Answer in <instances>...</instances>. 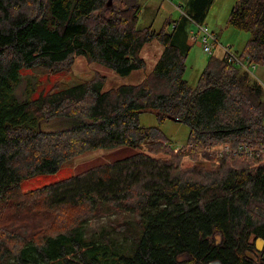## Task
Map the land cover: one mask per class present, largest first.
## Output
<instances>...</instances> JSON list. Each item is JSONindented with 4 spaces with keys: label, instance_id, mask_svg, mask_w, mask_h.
I'll use <instances>...</instances> for the list:
<instances>
[{
    "label": "trees",
    "instance_id": "1",
    "mask_svg": "<svg viewBox=\"0 0 264 264\" xmlns=\"http://www.w3.org/2000/svg\"><path fill=\"white\" fill-rule=\"evenodd\" d=\"M140 13L137 0H0V264H264V155L237 154L252 170L247 161L181 163L221 143L263 151L264 85L212 56L192 88L184 79L189 23L172 34L138 30ZM228 25L250 35L238 57L263 66L264 0H236ZM152 42L162 52L139 84L103 90L106 80L94 75L15 99L22 69L70 72L83 56L125 77L146 68L142 51ZM148 111L159 123L184 124L192 152L174 153L159 128H142ZM61 118L73 126L40 130ZM118 147L134 154L19 189L69 159ZM93 221L103 224L91 230Z\"/></svg>",
    "mask_w": 264,
    "mask_h": 264
},
{
    "label": "rangeland",
    "instance_id": "2",
    "mask_svg": "<svg viewBox=\"0 0 264 264\" xmlns=\"http://www.w3.org/2000/svg\"><path fill=\"white\" fill-rule=\"evenodd\" d=\"M202 1L205 4L204 7L198 6V0H137L141 8L137 23L138 30L150 27L156 33L164 30L166 33L172 34V27L174 25L187 22L189 23L188 32L193 31L197 33V26L202 25L216 36L217 43L211 55L205 54L197 42H190L188 40L190 50L185 61L186 70L184 79L192 88L196 86L209 58L212 56H223L224 49H228L231 54L238 57L242 53L250 37L248 33L236 30L228 25V16L236 0ZM161 52L162 47L156 42H152L145 46L142 51V58L146 63V68L144 70L134 71L125 77L117 76L114 72L99 64H88L83 56L74 58V63L70 72L53 73L38 68L22 69L19 73V84L14 90V96L15 99L21 103L25 101L27 97L34 98L41 91H49L55 88L56 85L62 89L68 88L81 81L90 80L94 75L103 76L106 80L103 90H109L120 85H136L152 71ZM247 66L249 67V65ZM249 68L253 77L264 85V65L261 67L255 66V68L250 66ZM70 121L73 120L61 118L50 122H44L40 126V130L55 132L68 129L73 126ZM138 121L142 128H159L166 140V146L171 150L180 149L188 139L189 130L184 124L170 119H165L163 123H159L156 118V113L153 111L140 114ZM228 144L232 148L237 146L233 145L231 142H228ZM143 150H147L145 146ZM133 154L134 150L128 147L91 151L65 161L53 174L38 175L23 181L19 189L21 192H27L29 190L49 186L73 178L92 168L125 160ZM205 157L209 159L208 162H205L203 156L199 158L198 154L194 152L184 155L181 161L182 167L195 166L207 169L210 167H217L221 163V160L225 159L227 165L239 168L247 161V158L244 157L246 160L241 164H237L236 162L242 160H238L239 158L237 155H232L231 153L224 154L219 158H211L208 155ZM247 162H250L249 159ZM250 165L251 167H249L252 170L255 165L251 162ZM102 224L103 222L93 221L90 228L91 230H97Z\"/></svg>",
    "mask_w": 264,
    "mask_h": 264
},
{
    "label": "built area",
    "instance_id": "3",
    "mask_svg": "<svg viewBox=\"0 0 264 264\" xmlns=\"http://www.w3.org/2000/svg\"><path fill=\"white\" fill-rule=\"evenodd\" d=\"M198 32L195 33L193 31H190L188 34V40L190 42H197L200 46L203 52L207 55H211L213 48L215 47L217 43V38L213 33H210L206 27L202 25L197 26ZM223 57L225 60L230 64H235L242 69L248 71L250 74L251 71L248 69L247 63L243 60H241L239 57L233 55L230 53L228 49H224ZM252 68H255V66H251ZM181 149L189 150L192 152V146H185L183 145L180 149H174L173 151L177 153ZM258 152L262 155H264V150L261 151L260 148L256 144H241L236 148H232L228 143H223L217 146H213L211 148H208L207 150H198L196 151V154H198L199 158L203 156V159L205 162H208L209 159H207L205 156L208 155L211 158H219L222 157L224 154L231 153L232 155H247L250 156L252 153ZM187 155V154H185Z\"/></svg>",
    "mask_w": 264,
    "mask_h": 264
},
{
    "label": "water",
    "instance_id": "4",
    "mask_svg": "<svg viewBox=\"0 0 264 264\" xmlns=\"http://www.w3.org/2000/svg\"><path fill=\"white\" fill-rule=\"evenodd\" d=\"M109 2H111V0H109ZM257 245H258V248H262L264 243L263 241H257Z\"/></svg>",
    "mask_w": 264,
    "mask_h": 264
},
{
    "label": "crops",
    "instance_id": "5",
    "mask_svg": "<svg viewBox=\"0 0 264 264\" xmlns=\"http://www.w3.org/2000/svg\"><path fill=\"white\" fill-rule=\"evenodd\" d=\"M188 34H189V32H187V44L189 45V42H188Z\"/></svg>",
    "mask_w": 264,
    "mask_h": 264
}]
</instances>
